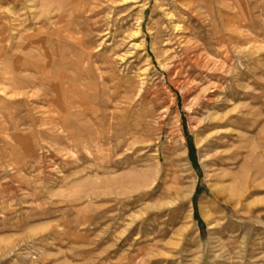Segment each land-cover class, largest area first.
<instances>
[{
  "label": "rangeland",
  "instance_id": "1",
  "mask_svg": "<svg viewBox=\"0 0 264 264\" xmlns=\"http://www.w3.org/2000/svg\"><path fill=\"white\" fill-rule=\"evenodd\" d=\"M0 264H264V0H0Z\"/></svg>",
  "mask_w": 264,
  "mask_h": 264
},
{
  "label": "bare ground",
  "instance_id": "2",
  "mask_svg": "<svg viewBox=\"0 0 264 264\" xmlns=\"http://www.w3.org/2000/svg\"><path fill=\"white\" fill-rule=\"evenodd\" d=\"M115 1V0H114ZM113 4V3H112ZM180 4V3H179ZM185 4V3H184ZM121 7V6H120ZM181 8V7H180ZM187 9V7H186ZM176 18V17H175ZM176 20V19H175ZM218 124V123H217ZM220 124V123H219ZM216 126V125H215ZM214 126V127H215ZM219 128V127H218ZM218 134V133H217ZM187 171V170H186ZM187 178V177H186ZM189 178V177H188ZM184 179V178H183ZM185 189V188H184ZM191 186H188L185 190H182L181 188L177 190L178 198H182V200L186 199L188 195L191 194Z\"/></svg>",
  "mask_w": 264,
  "mask_h": 264
}]
</instances>
